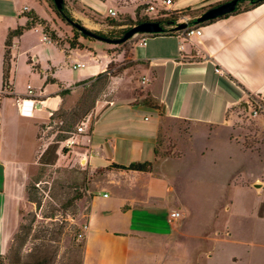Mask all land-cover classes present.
Here are the masks:
<instances>
[{
  "label": "rangeland",
  "instance_id": "374dc122",
  "mask_svg": "<svg viewBox=\"0 0 264 264\" xmlns=\"http://www.w3.org/2000/svg\"><path fill=\"white\" fill-rule=\"evenodd\" d=\"M181 1L176 0L175 7H180ZM38 2L41 17L45 20L41 24L42 29L49 28L47 35L51 38L53 33V41L58 43L73 38V26L59 16L53 0ZM249 3L248 0L240 1L239 9L248 7ZM110 4L120 13L125 12L117 8L115 0H107L106 7L102 0H96L97 7H91L98 14L110 17ZM66 5L72 17L89 30H117L106 17L97 16L71 0H67ZM120 13L114 18L126 22L128 15ZM139 15L143 16L141 11ZM40 40L35 32L24 38L25 44L37 45V52L29 55L26 61L30 59L33 63L37 54L55 57L57 73L66 82L87 78L94 71L90 65L73 69V64L85 61L87 65L92 53L102 56L111 47L114 48L109 52V75L118 77L125 71L139 77L136 74L140 68L130 56L133 37L119 44L101 39L84 41L85 48L77 50L70 58L64 51L69 47L67 43L62 47L54 42V46L49 48ZM35 71L31 72L21 63L11 81L19 93H23L27 83H31L33 98L42 99L37 86L42 79L39 80V71ZM107 78L108 75L102 76L74 87L77 90L72 101H63L54 114L55 119L44 125V132L42 121L37 120L42 118V114H36L34 118L22 114L17 105L19 96H16L10 81L3 88L4 94L0 99V264H9L13 260L27 227L30 231L19 249L26 260H33L40 248L49 245L56 250L53 264H82L84 236L79 238L78 235H84L88 221V187L96 192V209L107 207L112 211L109 214L115 224L109 223L110 226H116L117 219L119 227L129 226L134 218V222L137 219L135 224L140 225L138 230L143 233L154 230L176 233L174 264H247L251 260L255 264H264V94L252 95L249 99L257 114L250 104L246 110L238 109L232 124L215 129L213 135L217 137L212 140L199 133L195 138L186 123L165 120L171 124L160 132L159 156H179L183 150H188L182 158L163 162L159 165V175L155 173L152 176V195L158 197V207L139 210L134 217L133 214L116 216L119 198L112 191L113 185L102 180L97 189L94 184L89 186L98 173L91 174L85 160H81L83 156L77 152L83 131H88V125L84 123L88 113L83 115V110L93 106L97 98L111 96L112 86ZM140 91V87L136 88L135 94ZM74 109L83 111L80 113L82 117L75 119L69 131L62 130L63 120L68 119L66 116H71ZM79 127L85 128L81 131ZM58 136H68L73 142L68 143V139L59 142L55 162L42 164L39 161L42 148ZM164 174L171 176L174 182V191L168 199H163V183L167 179ZM254 183L259 187L256 188ZM104 192L108 198L103 197ZM77 194L82 198H75ZM111 199L114 201H109ZM174 210H180L182 216L168 223L166 217ZM98 247V242L89 247L92 257Z\"/></svg>",
  "mask_w": 264,
  "mask_h": 264
},
{
  "label": "crops",
  "instance_id": "0c3cea01",
  "mask_svg": "<svg viewBox=\"0 0 264 264\" xmlns=\"http://www.w3.org/2000/svg\"><path fill=\"white\" fill-rule=\"evenodd\" d=\"M71 1L97 16L107 17L98 14L91 7H97L96 0ZM102 1L106 7L107 0ZM222 1L227 0H182L180 7H175L174 3L173 10L188 8L186 16L190 19L201 15L209 5ZM90 3L91 5H88ZM143 3L144 0H115L117 8L124 9L125 12L120 13L110 4L108 13L109 9H112L117 13L114 17H117L119 12L134 18L138 8L143 14ZM239 6L240 3L238 8ZM40 8L38 0H0V89L8 32L18 25H24L27 21L25 13L29 11H34L41 17ZM199 25L203 29L201 37L183 39L179 32L149 34L144 45L140 44L143 35L133 37L135 40L130 49V56L132 62L140 68V72L136 74L139 76L137 78L135 73L125 71L118 77L109 75V52L114 48L111 47L102 56L96 52L92 53L91 61H88L87 65L82 61L86 67L90 65L94 68L87 78L66 82L57 73L55 57L53 59L46 54H37L33 57V63L30 59L26 61V58H30L29 55L37 52V45L24 43V38L31 32L39 34L40 41L49 48L54 46V41L46 36L40 23L12 39L9 81L16 96H19L18 99L27 97V85L32 87L34 93L31 83H27L26 90L19 93L11 81L12 75L16 74L18 66L23 63L31 72L39 71V80L42 79V83L37 85L40 94L42 99L50 97V104H59L55 113L65 99L68 103L72 101L77 90L74 88L76 83L96 79L99 75H108L107 82L112 86L111 96L95 100L86 115L84 123L88 125V131H83L77 152L83 156L81 160H85L89 172L98 173L97 177L89 182V186L94 184L97 189L102 180L113 185L112 191L119 198L116 216L133 214L134 217V213L139 210L150 206L158 207L160 201L157 196L152 195V176L158 174L159 165H163V162L182 158L188 150H183L179 156H159L158 138L166 125H170L171 121H181L190 126L195 138L199 133L212 140L217 137L213 135L215 129L232 124L238 109H248L244 102L249 107L252 95L264 94V1L249 3L246 8L237 9ZM82 48H69V52L65 54L70 58ZM215 67L220 68L222 72H216ZM139 87L141 93L135 94L136 88ZM66 88H69L70 92L64 95L61 91ZM145 98L156 101L159 107L155 109L146 106L143 103ZM36 113L42 114V118L37 120L42 121L44 132V125L49 122L48 112L42 109ZM165 120H170L171 123ZM81 128L83 130L85 127ZM45 148L46 146L42 148V152ZM108 161L123 165L151 162L152 170H110L107 168ZM163 176L167 178L163 183V199H168L174 191V182L171 176ZM87 192L90 202L84 232L85 252L82 264H174V250L178 238L176 233L158 230L143 233L138 230L140 225L135 224L137 219L134 222V218L129 226L120 227L117 219L116 227L113 225L114 221L111 222L113 219L109 213L112 211L107 207L96 209V192H92L89 187ZM103 197L108 198V195L104 192ZM176 211L180 215L173 219L171 211L166 217L168 223H173L182 216L180 210ZM109 223L113 224L110 226ZM97 242L98 251H93L95 255L92 257L89 247ZM233 259L238 262L237 258ZM247 264L255 263L251 260Z\"/></svg>",
  "mask_w": 264,
  "mask_h": 264
},
{
  "label": "trees",
  "instance_id": "16d2710c",
  "mask_svg": "<svg viewBox=\"0 0 264 264\" xmlns=\"http://www.w3.org/2000/svg\"><path fill=\"white\" fill-rule=\"evenodd\" d=\"M261 1H264V0H249V2L252 4H256V3H259ZM66 2H67V0H63V6L60 9H58L54 3L55 8L57 9V13L59 14V16H61L64 20L68 21L73 26V33H74L73 38L69 39L66 42H61V43L54 41L62 47L65 46V43L68 44L69 47L68 48L65 47L66 54L69 52V48L73 49V48L84 47V44H83L84 41L85 42L86 41H94L97 38H100L101 40H105V41L116 40V39L122 37L124 35V33L133 25H136V24L141 23L143 21H152V19H150L147 16H144V15L140 16L139 15L140 8H138L136 10L135 17L133 18V17L128 16V20L126 22L125 21H117L114 17H106L107 20L110 22V25H113V23L116 25L117 30L114 31L113 29H111L110 31H106V32H104L102 30L101 31L100 30H90L95 36V37H93V36H89V35L85 34L76 26L77 23L80 25H81V23L79 22V20L74 19L72 17V15L70 14V10L67 8ZM222 2H225V1H222ZM222 2L211 4V5H209V8L213 7L215 5H218ZM237 9H239L238 6H237L236 10ZM187 11H189L188 8L182 9V10H173L169 13H166L167 16L161 17V18H156L153 21H157L163 26L162 34L163 33H175V32L179 31V29L177 28V25H178L177 21L179 20V18L181 16L187 15V13H184ZM25 15L27 16V21L25 22V24L24 25H18L15 29L10 30L8 32V35H7L6 40H5V51L3 54V63H2V88H1L2 90L4 87H7L9 85V80H10V68H11L10 46L12 45V39L16 36H20L25 30L34 27V25L36 23H40L43 25V23L45 22V20L42 17H40L37 13H35L34 11H29V12L25 13ZM196 19H197V17L190 18L188 20V24L189 25L201 24V23H198ZM48 29L49 28L46 27L45 29H43V31L46 34V36L48 38H50L47 35ZM54 38H55V35L52 33V37L50 39L53 41ZM102 76L103 75H99L96 79H99ZM96 79L91 78L89 80H83V81L76 83L74 86L83 85V84L87 83L88 81H91V80L94 81ZM61 92H62V94L65 95L66 93L70 92V89L66 88V89H63ZM143 103L146 106L151 107V108L157 109L159 107L158 103L156 101L150 99V98L143 99ZM91 108H92V105H90L87 109L83 110L84 111L83 115L87 114L91 110ZM83 111H81V112H83ZM81 112L79 110L74 109L72 111L71 116L70 115L66 116V118L68 117V119H65V120L62 119L63 120V123H62L63 129L62 130L69 131V129L72 128V126L75 122V119L82 117V115L80 114ZM61 117L64 118L63 115H61ZM54 119H55V115H53L50 118L49 122L51 123ZM68 138H69L68 136L56 137L52 141V143H50L45 148V150L41 153L39 161L42 164H53L57 158V150H58V146H59L58 143L65 141ZM156 152H157V150H156ZM49 153L51 154L50 156H49ZM108 162H109V164H108L107 168L110 170H120V171L133 170V171H139V172H150L152 170V163L151 162H133V163H130L129 165L118 164V163L110 162V161H108ZM29 198H31V197H29ZM75 198L80 199V198H82V195L77 194L75 196ZM29 231H30V229H29V227H27V230L24 233L25 237L23 240L19 241L20 242V243H18L19 247L15 251V256H14L13 260L11 259L9 264H53V259H54L55 254H56V250L52 249L49 245H45L44 247L40 248L41 251L38 252L35 255V258L31 261L29 259L26 260L25 256L21 255V251L19 249L21 248L22 244L26 240V235Z\"/></svg>",
  "mask_w": 264,
  "mask_h": 264
},
{
  "label": "built area",
  "instance_id": "2783aa9c",
  "mask_svg": "<svg viewBox=\"0 0 264 264\" xmlns=\"http://www.w3.org/2000/svg\"><path fill=\"white\" fill-rule=\"evenodd\" d=\"M176 0H144L143 3V15L149 17L152 19V21L156 18H161L166 15L167 12L173 11V6ZM163 12V13H162ZM117 13L116 11L109 9V16L114 17L116 16ZM189 18L185 16H181L177 23L179 24L182 21L188 22ZM176 23V24H177ZM175 24V25H176ZM179 35L183 39H190L192 36L194 37H201L203 34V29L202 26L199 24H193V25H187V27L180 29ZM143 35L140 40V44L144 45L146 43V39L149 34L147 33H140L136 34L134 37ZM85 63L84 62H77L73 64V68H80L84 67ZM215 71L221 73L222 70L218 67H215ZM145 81V78L143 77L142 82ZM4 91L0 89V99L3 96ZM33 91L32 87L30 85H27V97L17 99V105L20 110V112L24 115H27L29 117H34L37 113V110H42L44 109L45 111L48 112V118H50L55 114L56 109L58 108V103L57 104H50V97L45 98V99H37L33 98ZM56 97V96H55ZM54 97V98H55ZM58 97V96H57ZM251 108L253 107V112L254 114H257V109L255 108L254 104L251 102L249 103ZM260 107V106H258ZM79 130H82L81 127L78 128ZM67 142H73V140L70 138L67 140ZM171 218H177L180 213L178 211H172L171 212ZM79 238H82L84 235L82 233H79Z\"/></svg>",
  "mask_w": 264,
  "mask_h": 264
},
{
  "label": "water",
  "instance_id": "95a60500",
  "mask_svg": "<svg viewBox=\"0 0 264 264\" xmlns=\"http://www.w3.org/2000/svg\"><path fill=\"white\" fill-rule=\"evenodd\" d=\"M55 5L57 6L58 9H60L63 6V0H53ZM241 0H227L225 2H222L218 5H215L213 7L208 8L207 10H205L201 15H199L197 17V22L198 23H202L208 20H212L215 18H218L220 16L232 13L236 10L238 3ZM188 22L186 21H182L177 25V28L183 29L185 27H187ZM76 26L85 34L89 35V36H94V34L86 27H84L83 25L80 24H76ZM163 32V26L157 22V21H143L141 23H138L136 25H133L132 27H130L122 37L116 39V40H108L109 42L112 43H123L127 40H129L130 38L134 37L136 34H140V33H147V34H158V33H162ZM100 39V38H97ZM245 107L248 108V105L246 102H244ZM254 186L256 188L259 187V184H254Z\"/></svg>",
  "mask_w": 264,
  "mask_h": 264
},
{
  "label": "flooded vegetation",
  "instance_id": "af4514ba",
  "mask_svg": "<svg viewBox=\"0 0 264 264\" xmlns=\"http://www.w3.org/2000/svg\"><path fill=\"white\" fill-rule=\"evenodd\" d=\"M241 1H243V0H241ZM240 3V2H239Z\"/></svg>",
  "mask_w": 264,
  "mask_h": 264
}]
</instances>
